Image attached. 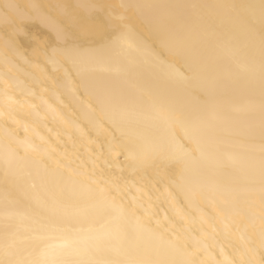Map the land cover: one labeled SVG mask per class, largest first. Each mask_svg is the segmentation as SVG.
<instances>
[{
	"label": "bare ground",
	"instance_id": "6f19581e",
	"mask_svg": "<svg viewBox=\"0 0 264 264\" xmlns=\"http://www.w3.org/2000/svg\"><path fill=\"white\" fill-rule=\"evenodd\" d=\"M67 259L264 264V0H0V264Z\"/></svg>",
	"mask_w": 264,
	"mask_h": 264
},
{
	"label": "snow or ice",
	"instance_id": "6c2138e0",
	"mask_svg": "<svg viewBox=\"0 0 264 264\" xmlns=\"http://www.w3.org/2000/svg\"><path fill=\"white\" fill-rule=\"evenodd\" d=\"M68 56H69V59L72 60L74 65L77 64L82 59V57H80L78 54H76L72 51L68 52Z\"/></svg>",
	"mask_w": 264,
	"mask_h": 264
},
{
	"label": "clouds",
	"instance_id": "9594fccd",
	"mask_svg": "<svg viewBox=\"0 0 264 264\" xmlns=\"http://www.w3.org/2000/svg\"><path fill=\"white\" fill-rule=\"evenodd\" d=\"M61 264H81V262L74 259H67L61 262Z\"/></svg>",
	"mask_w": 264,
	"mask_h": 264
}]
</instances>
